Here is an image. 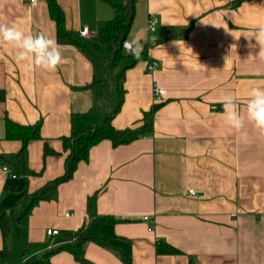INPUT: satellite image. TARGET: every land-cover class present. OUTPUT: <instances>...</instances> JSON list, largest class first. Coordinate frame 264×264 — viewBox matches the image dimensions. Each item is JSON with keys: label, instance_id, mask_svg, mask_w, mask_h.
Returning a JSON list of instances; mask_svg holds the SVG:
<instances>
[{"label": "crops", "instance_id": "crops-1", "mask_svg": "<svg viewBox=\"0 0 264 264\" xmlns=\"http://www.w3.org/2000/svg\"><path fill=\"white\" fill-rule=\"evenodd\" d=\"M57 1L67 28L76 31L97 32L99 22L114 15L105 0ZM0 23L26 34L43 32L57 41L62 54L55 71H44L18 64L16 50L0 41L1 216L25 188L23 175L9 163L23 143L7 138L6 118L39 123L56 152L45 156L44 140L28 143L32 194L63 174L61 137L70 134L71 114L87 111L94 97L80 89L92 81L91 60L77 47L58 42L45 0L35 6L30 0H0ZM260 24L264 0H137L127 40L144 43L147 67L137 63L127 71L124 103L113 124L141 126L144 113L160 104L148 119L151 131L129 144L104 140L93 146L88 160L50 200L13 220L7 239L11 253L0 264L45 260L48 251L70 242L88 217V197L96 192L97 211L125 221L115 226L110 247L87 243L91 264H264V136L249 126L250 142L238 141L220 102L231 93L243 109L249 89L264 87V62L243 35ZM153 60L155 72L148 70ZM154 85L166 92L159 103L153 99ZM5 165L16 179L3 174ZM48 229L58 234L48 235ZM49 264L82 263L60 251Z\"/></svg>", "mask_w": 264, "mask_h": 264}, {"label": "trees", "instance_id": "trees-1", "mask_svg": "<svg viewBox=\"0 0 264 264\" xmlns=\"http://www.w3.org/2000/svg\"><path fill=\"white\" fill-rule=\"evenodd\" d=\"M45 1L50 16L56 24L58 42L77 47L92 62V81L80 89L90 90L94 97V103L85 112L71 114L70 134L61 137L63 154H66L63 174L47 182L32 194H29L27 189L26 154L30 141L44 140L40 132V124H19L6 118L7 138L18 139L23 143L21 149L10 157L9 163L23 175L25 188L18 203L0 216V231L4 241V247L0 250V261H4L10 256L7 239L12 222L16 217L27 216L37 203L50 200L52 193L59 185L72 179L79 163L88 160L93 146L104 140L111 141L114 146L129 144L148 134L151 131L148 119L160 106V104H155L150 111L144 113V123L141 126L119 129L113 124V119L124 103L127 71L138 63L130 55H125L123 49V43L127 40L135 19L137 0H105L113 10V18L100 21L96 34L90 38L81 36L79 31L67 28L65 12L57 0ZM145 57L146 54L143 53L142 59ZM0 97L4 98L3 92ZM55 153L45 141V156ZM97 198L98 192L88 197V217L82 226L74 232L70 242L48 251L45 254V260L33 259L28 264L38 262L49 264L50 256L60 251L71 253L82 264H91L85 256L87 243L93 242L101 247H110L112 240L117 236L115 226L125 219L100 214L97 211Z\"/></svg>", "mask_w": 264, "mask_h": 264}, {"label": "clouds", "instance_id": "clouds-1", "mask_svg": "<svg viewBox=\"0 0 264 264\" xmlns=\"http://www.w3.org/2000/svg\"><path fill=\"white\" fill-rule=\"evenodd\" d=\"M36 4L37 0H32V5ZM243 35L248 40L249 48H258L256 56L264 62V24L258 25L255 31ZM157 39V36H153L150 42L155 44ZM253 40L255 44L252 43ZM0 41L16 50L15 60L18 64H27L29 67L44 71H55L62 61L57 41L43 32L26 34L15 25L0 23ZM123 49L125 55H130L138 63L147 67V62L142 59L144 43L139 39L125 40ZM156 70V65L153 64L151 71ZM156 91L159 93L161 89L157 88ZM220 102L223 106L224 119L238 141L250 142L249 126L264 136V87L257 86L249 89L243 109L240 107L238 98L231 93L225 94ZM3 173L5 176L11 175L12 179L17 178L7 165L4 166Z\"/></svg>", "mask_w": 264, "mask_h": 264}, {"label": "built area", "instance_id": "built-area-1", "mask_svg": "<svg viewBox=\"0 0 264 264\" xmlns=\"http://www.w3.org/2000/svg\"><path fill=\"white\" fill-rule=\"evenodd\" d=\"M38 1V0H37ZM30 2L32 3V0H30ZM149 26L150 27H152L153 26V21L152 20H150V22H149ZM80 32V35L81 36H83V37H86V38H90V37H92V36H94L95 34H96V32H91V31H89V29L87 28V27H85V28H83L81 31H79ZM156 65V68H157V66H158V62L157 61H155V60H153V61H151V63H150V65H149V67H148V70L149 71H151V66L152 65ZM157 88H159V89H161V91L158 93L157 91H156V89ZM165 90L163 89V88H161V87H159L158 85H154V87H153V99H154V102L155 103H159V102H161V100L163 99V97L165 96ZM8 166V165H7ZM4 168V167H3ZM3 168H2V171H3ZM8 168L9 169H11L9 166H8ZM12 170V169H11ZM13 172V171H12ZM14 173V172H13ZM4 174V173H3ZM16 175V177H17V174H15ZM8 176H10L11 177V175H8ZM189 194H192V195H194L195 194V192H194V190H190L189 191ZM70 214L69 213H67V216H69ZM145 221H150V218H149V216H145L144 218H143ZM150 230H152V228H150ZM47 234L48 235H56V234H58V230H55V229H48L47 230Z\"/></svg>", "mask_w": 264, "mask_h": 264}]
</instances>
